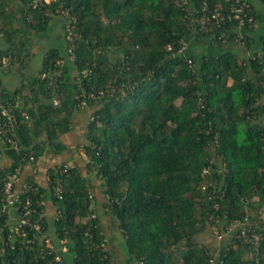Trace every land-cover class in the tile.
<instances>
[{"label": "trees", "instance_id": "trees-1", "mask_svg": "<svg viewBox=\"0 0 264 264\" xmlns=\"http://www.w3.org/2000/svg\"><path fill=\"white\" fill-rule=\"evenodd\" d=\"M31 1L0 0L6 46L0 57L18 56L51 21L62 33L60 45L44 54L28 93L21 95L19 88L0 95V103L28 117L18 115L17 151L0 139V264H118L113 245L121 249L120 264H264V59L254 54L242 66L222 48H250L247 36L244 44L234 42L237 30L229 23L211 34H194L179 0H54L38 9ZM234 1L209 0V8L219 5L226 12ZM186 7L199 10L200 0ZM64 11L75 21L73 61L66 54L64 27L70 19ZM253 14L256 22L259 15L254 9ZM191 34L219 53L187 48L172 57ZM258 43L264 47V35ZM58 69L57 87L39 80L41 73ZM80 110L88 116L73 157L83 151L84 169L77 159L61 162L46 171L44 186L29 174L17 187L23 168L35 167L46 146L57 154L67 151L59 138L73 128L72 116ZM1 146L8 165H1ZM63 165L69 170L57 197ZM17 168L13 192L21 206L29 200V220L38 231H16V212L12 219L2 207L4 186ZM107 217L117 233L113 244L101 227ZM245 220L253 232L237 237L241 227L227 231L232 222ZM201 234L208 243L195 241ZM57 252L63 263L55 261Z\"/></svg>", "mask_w": 264, "mask_h": 264}, {"label": "built area", "instance_id": "built-area-1", "mask_svg": "<svg viewBox=\"0 0 264 264\" xmlns=\"http://www.w3.org/2000/svg\"><path fill=\"white\" fill-rule=\"evenodd\" d=\"M54 0H32L29 4L33 9H38L43 5V3H50ZM189 0H179V5L183 7L186 13L187 18V28H189L194 34L202 33V34H211L214 28L219 27L221 24L229 23L234 24V27L239 31H248L251 30L255 26V18L253 14V8L251 7L249 0H236L229 4V7L226 12H223L222 6L217 5L216 7L210 9L209 8V0H200V8L199 10H194V12L190 9H187L186 5ZM263 1L264 0H260ZM64 17L69 18V22L65 24L64 31H65V41L67 43V59L69 61H73L74 59V19L69 17L67 11H64ZM2 35L0 34V40ZM220 39V37H218ZM241 40V44H244V37L238 33L234 42ZM188 45L186 42L182 41L180 47L176 50V52L172 53V57L176 55H183L187 50ZM167 51L171 52L172 48L168 46L166 48ZM257 58L264 59V47L262 48L260 54L256 56ZM255 57V58H256ZM11 56L4 55L0 57V74L1 72L7 70L10 66ZM62 60L58 61V65L62 66ZM188 67L194 68L192 65L191 60H187ZM264 71V70H263ZM53 74L48 73H41L39 75V80L41 82H45L48 88H55L59 83V79L61 78V69L55 70L52 72ZM92 97V95H90ZM53 105L56 106L57 102L54 101ZM85 105V102L82 100L79 102V107ZM18 115H20L25 121L28 120L27 115L25 112L22 111H15L9 104L0 103V139L8 145V147L13 150H18V142L16 136V129L18 127ZM32 160V158H30ZM20 168H17L15 172L10 176L9 180L4 186L3 189V200H2V207L3 210H13L14 213L16 212L17 217V224L15 226V230L18 231L23 227L27 226L30 229H34L35 231L39 230L37 225H33L29 218L31 216V209H30V202L28 199L25 200L24 205L21 206V201L19 200V193H14L12 185L16 179V176L19 172ZM69 170L68 165H63L59 171V179L57 180L56 188H55V195L60 197L62 189V176L67 173ZM207 173V170L203 171ZM215 186L213 183L211 184ZM19 205L21 210L19 209ZM94 216H92L93 218ZM212 217V216H211ZM210 219V218H209ZM238 227L240 228V235L245 236L247 231L252 230L250 226L247 224L245 220L243 223H238L237 221L232 222L228 227L227 231H232ZM254 239H257L255 234H252ZM219 238V237H218ZM44 242L48 245L49 250H54V245L52 244L50 238L45 237L43 238ZM60 245V252L66 251V240L61 239L58 241ZM58 253V252H57ZM55 261L58 263H63V259L60 253L55 255ZM211 263L214 264L211 260ZM216 264H222L220 261Z\"/></svg>", "mask_w": 264, "mask_h": 264}, {"label": "crops", "instance_id": "crops-1", "mask_svg": "<svg viewBox=\"0 0 264 264\" xmlns=\"http://www.w3.org/2000/svg\"><path fill=\"white\" fill-rule=\"evenodd\" d=\"M10 1V0H9ZM9 3V2H8ZM12 4L17 3V0H11ZM250 3L252 4L253 9L255 10L256 16L258 18L256 19L255 26L250 30V31H239L242 36L245 35L247 36L248 42L250 43V48H245V46H239L237 44H225L223 45V49L227 51H231L234 55L237 56L239 62H241L242 66L247 65V60L249 57L252 55L260 54L262 47L258 43V39L264 35V2L260 0H250ZM57 26L59 28V25L56 24V22L51 21L50 22V29L43 35H32L30 36V40L25 43V46L20 49V53H18V56H13L11 59V65L9 68L0 74V95L5 94L7 92H14L15 90L21 88V95H26L28 93V83L32 78H36L38 71L41 66V61L43 56L39 54V49H37L36 52L31 51L32 49L30 48L31 45L35 44L34 42L37 41H46L47 45L46 47L53 48L58 45H60V41L58 40V35L61 34V30L59 28V33L57 32V35L55 34V28L57 29ZM237 33V34H238ZM40 38V39H39ZM18 41V40H17ZM16 41V42H17ZM15 42V43H16ZM189 44V45H188ZM32 45V46H33ZM188 49L192 53H207L208 55H217L219 53V48L215 46H211L209 43L203 42L199 40L196 35L191 34L188 37ZM35 46V45H34ZM64 47V46H63ZM33 49H35L33 47ZM6 50V46L2 43V40H0V51ZM41 52V51H40ZM37 55L39 56L40 59V64H37L35 61V66H34V71H30L28 69V65L30 64V57L31 55H34V58ZM248 75H252V72L247 70ZM15 104H19L21 102V98L18 96L15 98ZM261 102L264 103V97L260 99ZM88 114L84 112L83 110H80L76 113L73 114L72 116V123H73V128L66 134L60 136L59 141L67 148V151H63L59 154L51 152V150L46 146L44 156L40 157L36 161L35 167H31L29 165H26L22 172L20 173V182L17 183V187H20L22 183L24 182V178L27 177V175L30 174L31 177L35 179V181L39 184L44 186L46 181H47V176H46V171H48L49 168L60 164L61 162H66V161H76L79 160L81 164V170L84 169V163H83V158L85 157L82 150L78 149V156H73L74 154V148L75 145L80 141L82 138V131H85L84 126L85 122L87 119ZM42 140V137L39 138V141ZM38 141V142H39ZM2 145V144H1ZM3 149L1 146V153ZM73 157V158H71ZM83 159V160H81ZM9 161L8 158L2 153L1 155V165H8ZM86 170L84 171V175ZM90 182L91 185H97L96 179H94V175H90ZM48 205V204H47ZM96 207L98 206L97 201H95L94 204ZM48 207V206H47ZM13 210H9V217L12 219L14 218ZM49 213V212H48ZM260 217L264 221V206L261 210ZM103 222L101 223L102 230L104 231L105 235L108 236V238L112 239L111 244L115 243V235L117 233L113 232L112 226H111V219L110 218H104L102 219ZM50 221V220H49ZM53 234V226L51 223H48V232L46 236H52ZM49 238V237H48ZM107 239V238H106ZM52 243L53 240H51ZM110 242V241H109ZM110 251L113 252V256L118 261L117 263L120 264L123 262V256L121 253V249L119 246H111ZM247 251H245L244 256L245 257H250V254Z\"/></svg>", "mask_w": 264, "mask_h": 264}, {"label": "rangeland", "instance_id": "rangeland-1", "mask_svg": "<svg viewBox=\"0 0 264 264\" xmlns=\"http://www.w3.org/2000/svg\"><path fill=\"white\" fill-rule=\"evenodd\" d=\"M55 34L57 35V32L59 33V28H58V26H57V29L55 28ZM40 39V38H39ZM35 44V46L33 45H31V51H33V52H36L37 51V49L36 48H40L38 51H39V54H40V57H41V55L42 56H44V54L46 53V51L49 49L48 47H46V46H48L47 45V43H46V41L44 40H42V41H35L34 42ZM188 43V42H187ZM225 44V43H224ZM234 44V43H233ZM189 45V44H188ZM33 47L35 48V49H33ZM41 51V52H40ZM30 59V64L28 65V69L30 70V71H34V66H35V63H34V61L37 63V64H40V59H39V56L37 55V53H36V56H35V58H34V55L32 56L31 55V57L29 58ZM10 65H11V61H10ZM180 104V99L179 100H177L176 101V105L178 106ZM83 152V151H82ZM206 238V236H204V234H201V235H199L196 239H195V241H200V242H203V243H208L209 241H206L205 240V238ZM212 241V240H211ZM181 247H183V246H181ZM179 250L180 251H183V248L181 249V248H179ZM179 251V252H180ZM249 255V254H248Z\"/></svg>", "mask_w": 264, "mask_h": 264}]
</instances>
